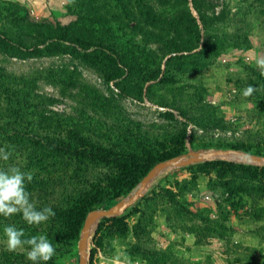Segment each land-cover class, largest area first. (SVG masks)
Listing matches in <instances>:
<instances>
[{"label": "rangeland", "instance_id": "1", "mask_svg": "<svg viewBox=\"0 0 264 264\" xmlns=\"http://www.w3.org/2000/svg\"><path fill=\"white\" fill-rule=\"evenodd\" d=\"M73 24L87 42L50 38V28ZM257 58L264 0H0V149L10 152L0 169L46 180L26 182L37 209L61 204L39 189L76 192L70 202L90 206L123 167L36 145L78 135L151 161L238 145L264 151ZM231 164L262 168L230 155L161 171L116 215L125 230L103 218L94 226L87 264H264V171L252 178ZM8 225L46 235L56 247L47 264L79 263L80 236L56 215L28 225L17 213L0 216V264H32L29 246L8 251Z\"/></svg>", "mask_w": 264, "mask_h": 264}, {"label": "trees", "instance_id": "2", "mask_svg": "<svg viewBox=\"0 0 264 264\" xmlns=\"http://www.w3.org/2000/svg\"><path fill=\"white\" fill-rule=\"evenodd\" d=\"M122 4L124 0H119ZM197 9L201 14L202 21L205 22V14L201 11L200 7L195 4ZM123 6V5H122ZM123 8H125L123 6ZM32 26L36 27V29H44L45 25H40L36 22H29ZM59 27L56 29L50 28V33L52 36L50 38H59L62 34H68L69 39H74V41L82 44L83 42H87L85 40L84 34L81 32L83 28L77 24H73L71 26L68 25H58ZM44 27V28H43ZM60 32H62L61 35ZM53 33V34H52ZM59 33V34H58ZM66 38L65 36H63ZM7 52V47H4ZM12 50V49H11ZM13 53L16 55L20 53V50L17 48L13 50ZM26 55V54H19ZM155 79V75H150L148 80ZM239 149H245L251 152L264 154V151L260 148L252 150L248 147L238 145L236 146ZM49 151L52 153H58L61 155H78L82 159L90 160V159H100L103 161H109L116 164H119L123 167L121 171H119L116 175L113 176L110 182H108V186L106 188L98 189L96 192L92 203L90 206H84L81 202H70L72 197L75 195L74 193L67 192L66 194L61 195L60 197L53 196L52 192H47L45 189L38 190V196L41 198H45L48 195L54 197L61 201L60 205L53 207L56 218L60 220V228H62L65 233L75 232L77 237L80 236L81 228L85 217L89 210L93 208H100L105 206L107 203H111L117 198H121L126 195L128 191H131L133 188L137 186L143 176L150 170V168L158 161L160 158L156 160H148L142 157H136L132 153L113 151L111 149H107L102 146H98L87 141L85 138L72 135L69 138L62 140L57 139L54 143H40L36 145L34 148L35 152L40 151ZM216 163V162H215ZM218 163V162H217ZM230 165V164H229ZM234 164H231V166ZM234 167L236 169L249 170L252 174V178H257L260 171H264V166L260 168V166L256 165H244V164H235ZM255 173V174H254ZM32 181L34 183H44L46 180L42 178L33 177ZM71 203V204H70ZM59 206V207H58ZM103 220L111 221L112 228H122L126 229L124 225V221L122 217L119 216H109L104 217ZM102 226V222L98 224V231ZM92 264V263H91Z\"/></svg>", "mask_w": 264, "mask_h": 264}, {"label": "clouds", "instance_id": "3", "mask_svg": "<svg viewBox=\"0 0 264 264\" xmlns=\"http://www.w3.org/2000/svg\"><path fill=\"white\" fill-rule=\"evenodd\" d=\"M256 65L264 74V58H257ZM253 91L254 86L249 85L244 89L243 95L249 96ZM9 155L10 152L0 149V159L7 160ZM31 180V174L17 167L0 169V216L10 217L20 213L28 225H40L56 215L53 208L37 209L31 202L30 193L26 189V182ZM4 233L7 237L8 251L29 246L26 258L32 264H47L56 254V247L46 235H33L30 238H25L24 230L15 225L6 226Z\"/></svg>", "mask_w": 264, "mask_h": 264}, {"label": "water", "instance_id": "4", "mask_svg": "<svg viewBox=\"0 0 264 264\" xmlns=\"http://www.w3.org/2000/svg\"><path fill=\"white\" fill-rule=\"evenodd\" d=\"M230 155H240L250 159L257 165L264 166V154L251 152L245 149L232 148H219V149H196L191 150L183 155L172 156L158 161L150 170L143 176L134 190L111 204L110 206H103L100 208H93L88 211L85 220L83 222L80 238L78 242L79 248V263L87 264L89 257L88 242L91 237L94 226L98 221L104 217L116 216L122 214L128 207L136 203L147 192L153 179L164 169L174 166H184L194 162L204 161L212 157H223Z\"/></svg>", "mask_w": 264, "mask_h": 264}, {"label": "bare ground", "instance_id": "5", "mask_svg": "<svg viewBox=\"0 0 264 264\" xmlns=\"http://www.w3.org/2000/svg\"><path fill=\"white\" fill-rule=\"evenodd\" d=\"M240 156V155H239ZM241 157H243V156H241ZM243 158H246V157H243Z\"/></svg>", "mask_w": 264, "mask_h": 264}]
</instances>
